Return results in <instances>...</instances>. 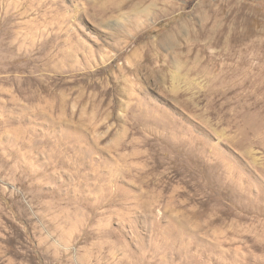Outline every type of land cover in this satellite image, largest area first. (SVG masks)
<instances>
[{
	"label": "rangeland",
	"instance_id": "obj_1",
	"mask_svg": "<svg viewBox=\"0 0 264 264\" xmlns=\"http://www.w3.org/2000/svg\"><path fill=\"white\" fill-rule=\"evenodd\" d=\"M0 264H264V0H0Z\"/></svg>",
	"mask_w": 264,
	"mask_h": 264
},
{
	"label": "bare ground",
	"instance_id": "obj_2",
	"mask_svg": "<svg viewBox=\"0 0 264 264\" xmlns=\"http://www.w3.org/2000/svg\"><path fill=\"white\" fill-rule=\"evenodd\" d=\"M168 6H169V4H168ZM165 8V7H164Z\"/></svg>",
	"mask_w": 264,
	"mask_h": 264
}]
</instances>
